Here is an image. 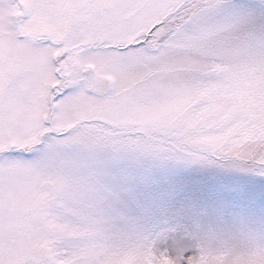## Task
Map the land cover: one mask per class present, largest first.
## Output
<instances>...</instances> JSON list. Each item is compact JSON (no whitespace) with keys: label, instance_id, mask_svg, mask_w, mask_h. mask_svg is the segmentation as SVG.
I'll use <instances>...</instances> for the list:
<instances>
[{"label":"snow or ice","instance_id":"1","mask_svg":"<svg viewBox=\"0 0 264 264\" xmlns=\"http://www.w3.org/2000/svg\"><path fill=\"white\" fill-rule=\"evenodd\" d=\"M0 264H264V0H0Z\"/></svg>","mask_w":264,"mask_h":264}]
</instances>
